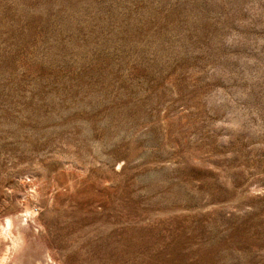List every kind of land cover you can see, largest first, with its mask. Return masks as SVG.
Here are the masks:
<instances>
[{
  "label": "rangeland",
  "instance_id": "374dc122",
  "mask_svg": "<svg viewBox=\"0 0 264 264\" xmlns=\"http://www.w3.org/2000/svg\"><path fill=\"white\" fill-rule=\"evenodd\" d=\"M0 264H264V0H0Z\"/></svg>",
  "mask_w": 264,
  "mask_h": 264
}]
</instances>
